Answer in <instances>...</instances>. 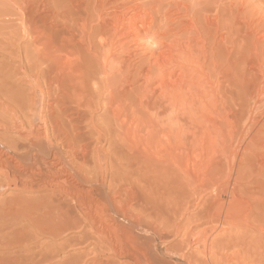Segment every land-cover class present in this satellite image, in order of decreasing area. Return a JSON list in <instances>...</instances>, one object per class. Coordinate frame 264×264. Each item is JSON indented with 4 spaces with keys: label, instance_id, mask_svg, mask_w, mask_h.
I'll return each mask as SVG.
<instances>
[{
    "label": "bare ground",
    "instance_id": "6f19581e",
    "mask_svg": "<svg viewBox=\"0 0 264 264\" xmlns=\"http://www.w3.org/2000/svg\"><path fill=\"white\" fill-rule=\"evenodd\" d=\"M11 1L20 22L0 25V53L19 64L0 67V174L32 194L34 223L91 239L72 250L86 264L104 250L164 264L162 246L173 264H264V19L242 17L241 1ZM243 22L252 46L232 63Z\"/></svg>",
    "mask_w": 264,
    "mask_h": 264
},
{
    "label": "rangeland",
    "instance_id": "374dc122",
    "mask_svg": "<svg viewBox=\"0 0 264 264\" xmlns=\"http://www.w3.org/2000/svg\"><path fill=\"white\" fill-rule=\"evenodd\" d=\"M223 1H225L224 3L226 5L234 3L235 1L236 2L241 1L242 4L240 3V5H239V3H236V2L235 3L237 4V6L239 5L238 7H240V8L243 6L242 11L244 12V10L246 9L248 11V14L246 12V14L244 13L245 15L243 14V16L240 13H237V15L240 14L244 18H246V16L248 15L246 19H249V14H251L250 15L251 19H249V20L252 21L253 20L252 18L256 19V20L255 19L253 20V23H254V21L257 23V22H259V20L264 19V2H262V0H229V1L223 0ZM230 1H231V3H230ZM11 2H12L11 0H0V19L2 18V20H0V22L2 21L5 23V25H4V23L1 22L0 25L2 26L3 30L8 32V33H11L12 29L15 30L19 25L18 22H20V21H17L18 20L17 19L18 18L17 17L18 12H17V14H15V11L13 10L16 8V5L13 2L12 3ZM243 3H244V5H243ZM243 8H244V10H243ZM13 14H15L16 16ZM240 15H238V16H240ZM252 15H254V16H252ZM18 16H19V14H18ZM241 16L238 18L241 19ZM6 19H8V21H7L8 23H6L4 21ZM257 19H258V21H257ZM244 23L245 22H243L240 25L242 27L239 26L240 28H242L241 31H239L240 32L239 35H241V36L238 35L239 32H236V33L234 32L233 37H230L233 39L228 38L229 41L231 40L234 43L231 41L229 42L228 40H227L228 43L226 42L227 43L226 46L228 45L229 47L228 46L225 47L226 48L225 52L228 55L224 54V56L225 57L227 56L226 58H228L229 55L231 54V58L235 57L234 59L232 58V60H234V61H232V63L233 62H236L237 64L240 63V60L237 59L240 57L238 51L245 49L244 46H242L243 44H246V49L244 50V52H242V51L240 52L241 56H242V53H245L246 50L252 44V43L250 44V42H251L250 39H247V41H245L246 38H242V35H245V34H247L246 32H248L245 28V27H247V24H244ZM263 23H264V20H263ZM253 25L255 26V24H252V27H254ZM4 26H6V27L12 26V27L9 28V29H11V30H9ZM13 26L15 28H13ZM55 29L56 30H53V29L49 30L48 33L51 34L50 36H51L52 42L53 43L55 42L54 45H59L61 43V40H62V33H60L61 32L60 29L59 30L57 28H55ZM12 33H15V32L13 31ZM22 34L23 33H20L19 37L21 39L19 38L20 40L19 39L18 40L23 43L27 37L25 38V36H23ZM15 35H17V34H15ZM16 37H18V36H16ZM19 41H17V43ZM247 42L250 44L248 46V48H247V44H248ZM250 49H252V47ZM228 50H230L229 51L230 53L227 52ZM16 58H17L16 56H8L7 54H5L3 52L0 53V67L4 68V67H6L5 65H7L6 68H8V69L10 68L9 70H11V72L13 71L14 67H16V69L14 68V70H17L18 69L17 67L19 64V59L18 58L16 59ZM226 58H223V59L226 61ZM228 59L231 62V59L230 58H228ZM228 59H227L226 63L224 60L222 61L221 65L222 66L224 65V67L226 65L225 70H223L224 67H220L222 72L223 71L227 72V70L230 69L233 65L232 63L230 64ZM223 63H225V64H223ZM234 65L232 67V70L236 69V64L234 63ZM227 73L223 74L226 79H224V81H225V82H223L224 85L222 84L224 86L222 88H223V90L224 89L225 90L223 91L221 98H222V100L224 99V101L226 103L229 102V104H232L233 102H232L230 97L232 96L231 93L234 92L233 89L235 88V84L233 83V81L231 79L229 80L228 77H226V76H228ZM17 77L18 76H16V78ZM17 83H18L17 86L21 89L25 88L24 90H27L30 88V86L28 85L27 82H23V84H22V83H19V81H17ZM223 96H224V98H223ZM98 114H100V111L97 112V115ZM7 132L9 134L13 133V132H9V131H7ZM106 146L107 145H105V147ZM2 176L3 175L0 174V264H86L82 259L83 257L79 258V260L76 257L74 258L75 255L73 254L74 252H72V250L76 249V247H83L88 243V241L91 242L92 240L88 239V241H86L87 243L86 242L82 243V241H80V239L77 240V242H75V241L70 242L71 240H69L70 238H68V235H67L69 232L54 236L51 234L48 227H47L48 230H46L45 225H40V223L42 224V221H40V222L38 221V224H35V223H37V221H36L37 219L35 218L36 220L34 219L35 221H33V217L37 216L36 215L37 211L34 212L30 208V206L28 205V201H29V199H31L32 194L28 190L21 188L20 186L7 184L6 180H4V177H2ZM129 176H130V178H132L131 175H129ZM141 181H142V177L140 176V174H134L132 180H130V183L133 182V185L134 186L136 185V187H137V182L141 184ZM134 183H136V184H134ZM138 194L140 195V192H138ZM190 211L193 213L196 210L191 209ZM170 237H169L170 241L167 239V240H164L162 242V243H164L163 245H166L167 243H173L174 241L176 242L180 239V237H174L172 235ZM66 241H67V244L69 245L68 247H65ZM74 242L76 244H74ZM78 242H80V243H78ZM62 245H64V246H62ZM163 248H165V246L161 247L160 253H161V255H163L161 260L163 259L162 261H164V264L176 263L175 261L177 260V256L174 254L166 252L167 250H164ZM163 251H165L166 253ZM52 252H53V254H52ZM58 253H60V254H58ZM90 254L91 255L87 256L86 258L84 256L85 259H88V258H89V260L91 259L88 264H117V263L122 264V262H125V261H123L124 259L120 256V254L116 255V254L112 253V251H108V250H106V251L104 250L103 252H98L97 254H93V255H92V253H90ZM97 262H99V263H97ZM123 264H126V263H123Z\"/></svg>",
    "mask_w": 264,
    "mask_h": 264
}]
</instances>
